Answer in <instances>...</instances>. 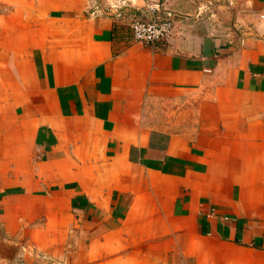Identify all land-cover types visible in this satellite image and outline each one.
Returning <instances> with one entry per match:
<instances>
[{
	"label": "crops",
	"instance_id": "obj_1",
	"mask_svg": "<svg viewBox=\"0 0 264 264\" xmlns=\"http://www.w3.org/2000/svg\"><path fill=\"white\" fill-rule=\"evenodd\" d=\"M115 1L0 0V264H264V0Z\"/></svg>",
	"mask_w": 264,
	"mask_h": 264
},
{
	"label": "built area",
	"instance_id": "obj_2",
	"mask_svg": "<svg viewBox=\"0 0 264 264\" xmlns=\"http://www.w3.org/2000/svg\"><path fill=\"white\" fill-rule=\"evenodd\" d=\"M142 1L141 8L135 7L133 0H116L107 8L95 6L90 16L113 18L127 27L133 42L156 46L169 37L178 15L166 10L160 0Z\"/></svg>",
	"mask_w": 264,
	"mask_h": 264
}]
</instances>
